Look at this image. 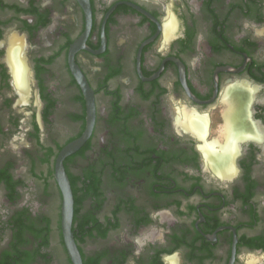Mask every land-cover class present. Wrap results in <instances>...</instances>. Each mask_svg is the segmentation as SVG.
I'll use <instances>...</instances> for the list:
<instances>
[{
    "label": "flooded vegetation",
    "instance_id": "obj_1",
    "mask_svg": "<svg viewBox=\"0 0 264 264\" xmlns=\"http://www.w3.org/2000/svg\"><path fill=\"white\" fill-rule=\"evenodd\" d=\"M88 1L0 0V264H74L55 172L88 92L64 159L83 264H264V0Z\"/></svg>",
    "mask_w": 264,
    "mask_h": 264
},
{
    "label": "bare ground",
    "instance_id": "obj_2",
    "mask_svg": "<svg viewBox=\"0 0 264 264\" xmlns=\"http://www.w3.org/2000/svg\"><path fill=\"white\" fill-rule=\"evenodd\" d=\"M171 27H172L171 23L166 24V30L170 29ZM10 53H11L10 59L13 64L12 71H13L15 83L18 89L21 90V92H24L25 86H26L25 85L26 72L24 69L25 66H23L21 61L18 59V56H19L18 50L14 49ZM9 57H10V54H9ZM236 99L237 98H234L233 96L230 97L228 93L224 96V100L225 102H227V105H228V109L227 111H225V114H226L225 118L227 120V124L225 125V128L223 130L225 141L219 142V143L212 141V142L205 143L202 146L203 154L205 156V159L208 161L209 165L216 172H219L222 175L232 174L230 163H231V160L233 159L232 157L235 155V153H237V150H238L237 146H238L239 137L236 135L235 133L236 131L234 132L235 121H233V119L234 120L236 119L237 121V116L235 118V115L237 114L235 112L236 111L235 110L236 109V105H235ZM181 121L185 128L194 130L200 136L204 134L206 127H205V122L203 120L199 121L197 120V118L187 116L185 120H181ZM216 141H219V140H216Z\"/></svg>",
    "mask_w": 264,
    "mask_h": 264
},
{
    "label": "water",
    "instance_id": "obj_3",
    "mask_svg": "<svg viewBox=\"0 0 264 264\" xmlns=\"http://www.w3.org/2000/svg\"><path fill=\"white\" fill-rule=\"evenodd\" d=\"M88 4L89 1L87 0V6ZM88 98H89L90 111H89L87 129L81 137L68 143L59 153L56 161V172H55V176L59 182L63 194L62 220H63L64 235L71 257L74 261V264H83V262L80 251L76 245L71 230V224H72L73 212H74V196H73V190L70 183V179L65 169L64 159L67 155L79 149L86 142V140L89 138V136L92 133L95 122V112H94V99H93V94L91 92H88Z\"/></svg>",
    "mask_w": 264,
    "mask_h": 264
}]
</instances>
